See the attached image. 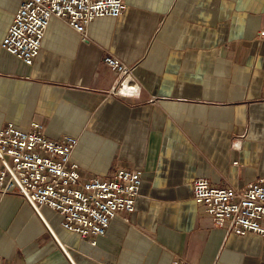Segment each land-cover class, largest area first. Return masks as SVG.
<instances>
[{
    "label": "crops",
    "instance_id": "obj_1",
    "mask_svg": "<svg viewBox=\"0 0 264 264\" xmlns=\"http://www.w3.org/2000/svg\"><path fill=\"white\" fill-rule=\"evenodd\" d=\"M20 1L0 0V128L75 137L83 178L143 177L135 211L96 245L0 193L1 264H264V236L216 226L193 198L197 178L264 180V0H124L84 39L52 17L31 66L1 47ZM107 53L131 67L126 78Z\"/></svg>",
    "mask_w": 264,
    "mask_h": 264
},
{
    "label": "built area",
    "instance_id": "obj_2",
    "mask_svg": "<svg viewBox=\"0 0 264 264\" xmlns=\"http://www.w3.org/2000/svg\"><path fill=\"white\" fill-rule=\"evenodd\" d=\"M125 6L124 0H21L1 47L31 66L52 17L84 39L95 17L119 16ZM103 61L120 77L130 74L131 67L113 54L107 53ZM130 87L135 89L133 83ZM40 129L37 122L28 130L11 122L0 128V193L21 195L46 223L44 211L49 210L59 216L60 226L96 245L116 216L135 211L143 173L118 168L106 178H83L71 161L77 139L67 134L52 139ZM193 198L216 226L235 234L264 236V180L236 188L197 178ZM172 264L192 263L177 257Z\"/></svg>",
    "mask_w": 264,
    "mask_h": 264
}]
</instances>
